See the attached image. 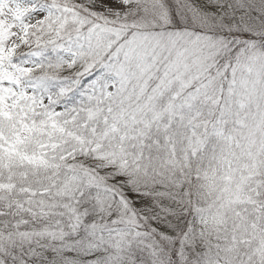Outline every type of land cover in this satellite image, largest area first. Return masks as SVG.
I'll use <instances>...</instances> for the list:
<instances>
[{
    "label": "snow or ice",
    "instance_id": "1",
    "mask_svg": "<svg viewBox=\"0 0 264 264\" xmlns=\"http://www.w3.org/2000/svg\"><path fill=\"white\" fill-rule=\"evenodd\" d=\"M0 264H264V0H0Z\"/></svg>",
    "mask_w": 264,
    "mask_h": 264
}]
</instances>
